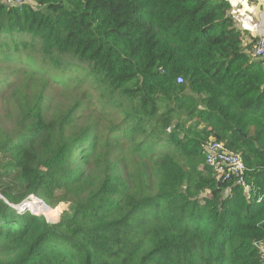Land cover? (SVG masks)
I'll list each match as a JSON object with an SVG mask.
<instances>
[{"label": "trees", "instance_id": "obj_1", "mask_svg": "<svg viewBox=\"0 0 264 264\" xmlns=\"http://www.w3.org/2000/svg\"><path fill=\"white\" fill-rule=\"evenodd\" d=\"M17 1L0 0V264H264V61L231 4ZM214 142L248 191L205 163ZM31 196L68 210L12 207Z\"/></svg>", "mask_w": 264, "mask_h": 264}, {"label": "built area", "instance_id": "obj_2", "mask_svg": "<svg viewBox=\"0 0 264 264\" xmlns=\"http://www.w3.org/2000/svg\"><path fill=\"white\" fill-rule=\"evenodd\" d=\"M22 0H18L17 3H15L17 6L22 4ZM8 4H12L8 1ZM261 20V27L259 29L258 33V39L254 46V49L252 51L253 57L258 60L264 61V10L260 15ZM178 83L180 84L183 82L182 78H178ZM170 131V130H169ZM205 163L213 169H218L221 172L225 174V180H236L237 184L240 187H243L246 191H248L249 186L246 181V166L242 160V158L230 152L227 147L223 143L214 142L211 143L207 149V152L205 154ZM36 198L34 196H31L29 199ZM0 199H3V197L0 194ZM36 200H41L36 198ZM26 202L22 203L20 206H12L14 209H16L19 212H25L31 207H27L24 205ZM40 204H43L40 202ZM261 259L264 263V246L259 248Z\"/></svg>", "mask_w": 264, "mask_h": 264}, {"label": "crops", "instance_id": "obj_3", "mask_svg": "<svg viewBox=\"0 0 264 264\" xmlns=\"http://www.w3.org/2000/svg\"><path fill=\"white\" fill-rule=\"evenodd\" d=\"M227 1L232 6L230 14L234 18L235 27L241 32L244 44L253 45V51L261 27L260 15L264 10V2L262 0H236L233 5L230 0Z\"/></svg>", "mask_w": 264, "mask_h": 264}, {"label": "rangeland", "instance_id": "obj_4", "mask_svg": "<svg viewBox=\"0 0 264 264\" xmlns=\"http://www.w3.org/2000/svg\"><path fill=\"white\" fill-rule=\"evenodd\" d=\"M3 105H4V103L0 102V108ZM25 202L26 203L24 205H26L27 207H31V204L36 205V208L40 207L41 212L34 210L33 211L34 214L35 215L41 214V215L45 216L47 220H49L50 222H53V223H58L61 219L62 214L67 212V210H68V208L63 204H58L57 206L54 207V206H50L46 201H44V200L38 201V200H36V198L28 199ZM40 202H42L43 204H40ZM18 206H20V205H18ZM58 210H59V218L55 221V218H56L55 214L58 213ZM49 215H51V218L49 217Z\"/></svg>", "mask_w": 264, "mask_h": 264}, {"label": "clouds", "instance_id": "obj_5", "mask_svg": "<svg viewBox=\"0 0 264 264\" xmlns=\"http://www.w3.org/2000/svg\"><path fill=\"white\" fill-rule=\"evenodd\" d=\"M230 2H232V3H233V5H235V3H236V0H230ZM262 2H264V0H262ZM249 10H251V9H249Z\"/></svg>", "mask_w": 264, "mask_h": 264}, {"label": "bare ground", "instance_id": "obj_6", "mask_svg": "<svg viewBox=\"0 0 264 264\" xmlns=\"http://www.w3.org/2000/svg\"><path fill=\"white\" fill-rule=\"evenodd\" d=\"M31 209H36V205L31 204Z\"/></svg>", "mask_w": 264, "mask_h": 264}, {"label": "water", "instance_id": "obj_7", "mask_svg": "<svg viewBox=\"0 0 264 264\" xmlns=\"http://www.w3.org/2000/svg\"><path fill=\"white\" fill-rule=\"evenodd\" d=\"M33 211H34V209H33Z\"/></svg>", "mask_w": 264, "mask_h": 264}]
</instances>
